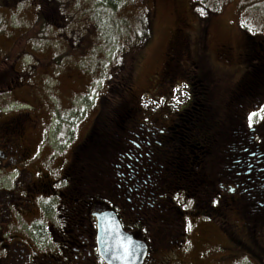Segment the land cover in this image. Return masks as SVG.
I'll return each instance as SVG.
<instances>
[{"label":"rangeland","instance_id":"374dc122","mask_svg":"<svg viewBox=\"0 0 264 264\" xmlns=\"http://www.w3.org/2000/svg\"><path fill=\"white\" fill-rule=\"evenodd\" d=\"M125 1L75 0L65 9L71 22L60 28L50 26L52 22L47 20L42 25L37 15L42 7L40 0H0L1 116L25 109L34 124L27 140L31 151L44 142L54 154L63 149L60 158L71 160L103 104V109L135 111L139 114L137 121H145L144 116L149 115L161 125L183 111L196 90L205 100L202 109L206 110L198 128L192 130V138L207 144L217 141L214 148L221 159L211 174V186L226 194L220 188L226 184L224 174L245 175L252 147L232 136H215L219 131L230 134L228 117L235 118L238 129L264 119V97L255 91L248 96L246 90L239 92L242 79L254 66L259 68V61L254 57L246 62L237 56L246 41L264 46V0ZM144 15L146 35L140 42L138 28ZM179 30L188 42L183 53H176L171 44ZM222 46L232 50L229 61L217 55ZM130 124L122 123L125 126L115 139L120 146L117 150L113 147L105 163L107 176L102 183L109 186L120 183L121 174L132 167L130 164L139 162L144 148L140 145L151 136L145 133L141 138ZM229 147L233 157L225 161L224 150ZM238 154L244 156L236 161ZM260 158L258 167L263 170L256 172L259 176H245L256 179L239 183L243 197L233 194L234 202L227 197L213 203L215 194L199 205V196L191 197L193 193L188 190L189 197L173 196L180 219L170 209L160 210L156 201L150 208L156 210V216H150L158 222L151 223L152 227H138L135 216L125 215L123 228L129 232L133 227L140 236L132 234L135 238L144 240L143 232L149 234L151 230L143 264H264V158ZM214 166L211 162L209 171ZM92 176L87 173L82 180ZM71 177L77 181L76 174L71 173ZM2 180L1 188L5 186ZM77 196L90 198L96 209H110L107 197L91 189H77ZM56 213L61 215L63 211L59 207ZM175 219L183 220L184 231L174 240ZM155 224V229L166 231L168 237L165 232L152 231ZM157 256L168 261L160 262Z\"/></svg>","mask_w":264,"mask_h":264},{"label":"flooded vegetation","instance_id":"af4514ba","mask_svg":"<svg viewBox=\"0 0 264 264\" xmlns=\"http://www.w3.org/2000/svg\"><path fill=\"white\" fill-rule=\"evenodd\" d=\"M179 33L171 44L172 47L174 44L176 53H183V50L188 48V42L183 31L179 30ZM217 55L222 60L229 61L232 50L222 46ZM237 56L246 62L256 57L259 63L264 65V46L251 40L246 41ZM252 78L251 70L250 75L242 79L239 92L246 90L248 96L255 91V94L264 97V72L259 75V78H262L260 88L258 85L257 89L249 88V83L253 84ZM255 78L258 79L257 75ZM0 110V183L5 179V186L0 187V264H107L99 254L94 216L96 212L106 209H96L88 197L78 198L75 181L69 171L72 159H61L60 153L63 149L54 154L51 146L44 142L43 146L40 143L38 149L31 151L27 140L31 138L34 124L29 112L24 109L15 114L1 116L4 109ZM174 119L175 117L172 122ZM246 120L245 117V122ZM163 122L169 125V122ZM170 132L171 130L161 131L157 134L168 135ZM237 133L232 131L225 139L232 136L234 140L237 138L249 144L253 148H250L252 152L249 153L252 158H247L246 164L249 168L245 175L240 172L224 174L226 184H221L220 188L226 194H221V190L216 188L210 192L212 196L217 194L218 200H227L228 197L234 202L236 199L233 194L236 193L238 198L243 197L239 183L254 181L256 177L247 179L249 177L245 176L257 175L263 170V167L258 165L262 161L260 157L264 158V119L258 124L239 128ZM170 138L169 135L166 140ZM217 150L213 148L208 151L209 157H214L216 161L220 159ZM243 156L240 154V158ZM227 159L230 160L228 157ZM250 160L252 162L248 163ZM211 162L213 161L209 158L204 166L208 174V186H211V174L217 168V163H214V168L209 171ZM233 166L227 169L230 170ZM257 171L259 172L256 173ZM59 207L63 211L61 215L56 213ZM121 224L123 226V223ZM183 227V220L180 226L173 227L174 240L183 236ZM142 241L147 244L145 240ZM156 259L160 262L168 261V258L161 259L159 256Z\"/></svg>","mask_w":264,"mask_h":264},{"label":"trees","instance_id":"16d2710c","mask_svg":"<svg viewBox=\"0 0 264 264\" xmlns=\"http://www.w3.org/2000/svg\"><path fill=\"white\" fill-rule=\"evenodd\" d=\"M74 1L40 0L43 8H40L37 15L42 25L43 20H47L52 22L50 26L65 27L68 22H71V15L67 14L65 10L66 5L72 4ZM44 13L45 15H43ZM46 17H51L52 20ZM141 20L142 24L138 28L140 42L143 41L146 35V16L144 15V18ZM258 66L259 68H255L254 66L252 69L253 84L249 83L252 89H257V85L260 88L262 84V78H259V75L262 74L264 65L258 63ZM255 75H257L258 79L255 78ZM190 98L185 104L184 110L175 114L174 121H170L169 125H160L156 119L150 118L149 115L144 116L145 121L142 118L140 121L139 119L137 121L139 114L130 109H103L104 101H101L100 104L103 105L100 112L85 140L75 149V154L69 166L70 176L71 173L76 174L75 179L77 181L75 182V186L77 189L80 192H82V189L86 191L91 189V192L94 191L95 193H99V196L107 197L106 202L108 207L116 213L122 223L125 220V215L130 216L131 214L135 216V220L133 221L138 224V227L145 224H149L148 226L152 227L151 223L154 221L158 222L156 218H151L150 216L152 214L156 216V210L151 209L150 211L151 206H153L152 202L155 203L156 201L157 207H161L160 210L165 211L166 209H170L175 218L178 219L179 216L180 219V209L177 208L173 196L181 194L189 197V190L190 193H193L191 197L195 196L194 194L199 196V205L205 199L209 200L213 195L210 193L213 188L207 185L208 174L204 166L207 164L209 158L213 163H219V160L216 161L212 157H209L210 154L208 153V151L218 144L215 139L213 143L208 144L193 139L195 135L192 134V130L198 128V122L206 109H202L205 100L197 95L196 90ZM110 113L112 118H109ZM234 119L233 117H228L226 120V122L231 121L228 127L230 128V132L234 131V128H237ZM132 120L135 121L131 122ZM122 123L126 125L132 123L129 126L134 130L137 129L141 138L145 133L151 136L146 137L144 141L142 140L143 143L140 146H144L145 148H141L139 162L135 165L133 163L130 164L132 167L121 174L123 178L122 181H118L120 183H117L115 186H109L108 182L106 184L102 183L103 178L106 179L107 176L105 174V163L113 147L116 146L115 150H117L118 146H120L118 142H115V139L116 137L118 138V134L123 129L122 127L125 126ZM169 130L171 132L165 137L157 134L161 131L166 132ZM235 131H238V128ZM151 133L155 134L152 135ZM138 134L136 135L138 136ZM169 135L171 138L166 140ZM227 135L229 133L225 131L221 133L219 131L215 137L220 138ZM225 151L227 155L224 156L225 161L227 157L232 159L233 150L229 147ZM219 158L221 159V155ZM239 160L240 154L236 156V161ZM128 164H125V166ZM87 173H93L94 176L87 181L82 180ZM98 177H101V181ZM87 185L89 187L84 188ZM116 188L121 189L117 190ZM215 201L219 200L215 199ZM211 206L209 208H212ZM209 208L208 211L210 212ZM146 211L147 214H144ZM213 212H216L215 209H213ZM176 219L172 220L173 227L180 226L181 220L177 221ZM128 224L130 226L132 223L128 222ZM156 227L157 224H155L152 231L169 234L166 231L155 229ZM130 228L128 230L129 233L137 235L134 228ZM150 231L149 229V234L143 232L146 242L151 237ZM137 237L140 236L137 235Z\"/></svg>","mask_w":264,"mask_h":264},{"label":"water","instance_id":"95a60500","mask_svg":"<svg viewBox=\"0 0 264 264\" xmlns=\"http://www.w3.org/2000/svg\"><path fill=\"white\" fill-rule=\"evenodd\" d=\"M99 254L107 264H143L146 244L123 230L112 210L94 214Z\"/></svg>","mask_w":264,"mask_h":264},{"label":"snow or ice","instance_id":"6c2138e0","mask_svg":"<svg viewBox=\"0 0 264 264\" xmlns=\"http://www.w3.org/2000/svg\"><path fill=\"white\" fill-rule=\"evenodd\" d=\"M173 99H175V97H173ZM213 203H216V201H213Z\"/></svg>","mask_w":264,"mask_h":264}]
</instances>
